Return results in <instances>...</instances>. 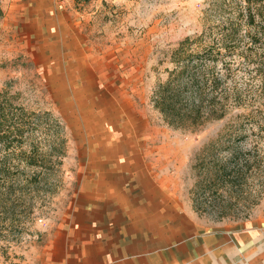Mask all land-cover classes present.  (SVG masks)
<instances>
[{"label": "rangeland", "instance_id": "obj_1", "mask_svg": "<svg viewBox=\"0 0 264 264\" xmlns=\"http://www.w3.org/2000/svg\"><path fill=\"white\" fill-rule=\"evenodd\" d=\"M0 7V93L10 100L4 107L46 111L62 126L57 137L54 123L33 124L12 149L17 200L0 208V264H51L82 179L104 160L103 145L116 148V162L137 163L146 178L162 180L179 209L194 210L196 197L222 202L209 190L196 195L194 164L229 121L243 123L242 148L264 168V16L247 24L245 0H0ZM231 27L226 85L240 93L239 104L232 101L226 118L197 133L169 127L150 96L173 67L172 51L204 29L221 37ZM129 147L139 152L116 153ZM23 152L35 153V163ZM248 190L247 201H233L222 219L215 207L196 213L215 222L264 220V172L249 176Z\"/></svg>", "mask_w": 264, "mask_h": 264}, {"label": "crops", "instance_id": "obj_2", "mask_svg": "<svg viewBox=\"0 0 264 264\" xmlns=\"http://www.w3.org/2000/svg\"><path fill=\"white\" fill-rule=\"evenodd\" d=\"M103 148L51 264H264V220L215 222L179 209L162 180Z\"/></svg>", "mask_w": 264, "mask_h": 264}, {"label": "trees", "instance_id": "obj_3", "mask_svg": "<svg viewBox=\"0 0 264 264\" xmlns=\"http://www.w3.org/2000/svg\"><path fill=\"white\" fill-rule=\"evenodd\" d=\"M245 2L246 8L241 11V16H245L247 24H253L257 15L264 16V5H256L258 0ZM253 5L256 7L253 8ZM2 17L0 7V19ZM235 30V27H231L221 37H213L209 29H204L177 43L170 57L173 67L166 70V78L155 85L150 96L153 108L159 112L166 125L183 132L197 133L207 124L226 118L232 101L239 104L240 93L228 90L226 85L232 70L228 59L235 53V48L231 46ZM8 101L4 92L0 93V208L6 211L17 200L14 189L16 176L14 164H11L14 155L12 149L21 142L26 131L33 129V124L50 126L54 123L58 128L55 131L57 137L62 130V126L49 112L37 113L23 107L12 111L4 107ZM240 125L243 123H225L223 129L204 145L200 152L202 156L194 164L198 175L196 195L209 190L216 192L222 201L206 204L200 198H194L193 209L200 215L204 209L215 207L220 214L218 219L224 218L233 201L245 203L250 197L249 176L264 172L261 159L255 155L250 158L252 150L242 148L246 135L238 133ZM259 128L264 131V126ZM60 142H64L61 137ZM226 153L228 158L219 157ZM22 154L28 163H35V153ZM8 201L9 206H5ZM1 226L0 220V233Z\"/></svg>", "mask_w": 264, "mask_h": 264}]
</instances>
